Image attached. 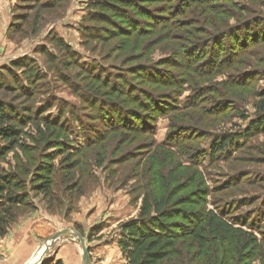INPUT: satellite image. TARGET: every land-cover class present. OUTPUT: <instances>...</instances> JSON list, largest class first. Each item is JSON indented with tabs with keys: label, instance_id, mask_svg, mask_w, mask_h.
Returning <instances> with one entry per match:
<instances>
[{
	"label": "rangeland",
	"instance_id": "1",
	"mask_svg": "<svg viewBox=\"0 0 264 264\" xmlns=\"http://www.w3.org/2000/svg\"><path fill=\"white\" fill-rule=\"evenodd\" d=\"M46 1L52 0H0V100L31 117V121L18 124L20 144L0 162V175L15 174L24 189L19 194L26 199L24 205L15 208L16 219L10 224L8 234L0 237V264H31L45 240L68 228L82 233L87 241L89 235L92 237L88 244L97 261L98 244L109 243L110 240L115 243L120 226L139 216L144 197L154 190V165L159 166L161 161L168 165L164 172H168L169 177L177 176L176 179L180 180L185 173L188 174L184 177L187 179L199 174V179L203 178L210 189L207 197L209 208L216 205L232 208L238 216L250 215L258 219V214L264 212V134L245 135L250 120L257 115L255 104L264 99V0H233L237 7L233 6L236 19L230 21V26L234 31L243 28L246 30L243 33H250L252 38L250 43L247 41L242 45L239 36L238 42L228 51L234 60L239 50L248 49L246 53L240 52L238 64L232 68L214 72L207 79H199L205 86L212 87L208 90L210 98H218L214 87L222 93L227 92L225 84L229 82L237 86L247 82L248 86L228 91L230 108L205 103L202 112L195 113L194 122L186 124L197 128L192 134L198 140L186 144L181 142L179 149L168 145V136L172 119L182 115L184 109L149 115L137 105L126 112L116 111L114 104L103 105L95 98L91 100L87 91L91 89L89 85L93 80L83 79L93 72L92 69L87 71L86 65L102 67L108 73L104 74L107 80L112 75L120 77L123 72L129 77L133 71L149 69L162 76L170 74V67L161 63L170 58L171 46L169 50L165 49L166 45H163L164 50L156 46L151 57L146 53L140 54L124 63L126 53L122 49L125 39L121 36L114 39L109 25L99 24L97 35L91 37L90 33L88 39L82 34L86 26L84 20L91 13L89 5L94 0H61L60 3L55 0L57 6L44 10L40 7ZM230 6L226 4V9L229 10ZM172 8H177V5ZM14 12L25 14L27 18L22 21L18 32L9 31ZM37 14L41 16L36 28L38 32L32 37L30 32L36 25ZM253 21L259 22L257 28L252 26ZM55 35L71 47L74 55L77 54L76 59L74 56L73 59L68 58L67 52L64 53L62 47L52 41ZM40 47H45L54 56L43 55ZM79 59L85 68L74 66V61ZM65 61H70V67L63 66ZM13 62L36 63L42 80L29 84L22 73L23 67L17 69ZM63 67L64 73L61 71ZM133 80V84L142 85ZM106 92L109 90L103 88V93ZM162 92L173 95L172 90ZM190 96L191 90L188 89L178 97V105L185 108ZM108 99L114 101V96L105 98L106 101ZM222 108L229 111L217 113ZM132 112H141L137 119L142 117L144 121L155 116L154 122H150V131L155 129V133L142 134L129 128L118 130L121 125L130 126ZM42 117L56 120V124L64 126L65 130L58 139L59 148L49 150L50 145L33 140L38 138L37 125L44 124L40 121ZM220 135L234 136V143L224 154L218 152V157H215L213 144ZM21 144L26 146L25 152ZM172 157L173 161L167 160ZM42 168L52 171L53 187L49 194L33 187ZM176 170L179 175H176ZM161 185L163 187V183ZM35 223L42 226L39 227L38 239L35 234L31 236L34 233L31 226ZM259 223L258 228H263L264 233V217ZM257 235L264 242V236ZM28 241L36 246L26 255L23 251L28 250ZM64 244L77 246L79 260H82L80 245L66 236L53 245L44 262L55 264L58 249ZM44 251L45 248L40 260ZM91 261L93 264L92 256Z\"/></svg>",
	"mask_w": 264,
	"mask_h": 264
},
{
	"label": "trees",
	"instance_id": "2",
	"mask_svg": "<svg viewBox=\"0 0 264 264\" xmlns=\"http://www.w3.org/2000/svg\"><path fill=\"white\" fill-rule=\"evenodd\" d=\"M59 1L61 0H56L57 3H60ZM56 2H43L40 8L48 10L57 6ZM225 3L231 5L229 10L226 9ZM176 5L177 8L173 9L172 6ZM233 6V0H94L89 5L90 16L84 20L86 26L82 34L86 39L90 33L91 37L97 35L96 27L99 24H107L114 33V39L119 36L125 39L122 49L126 53L124 63L130 62L140 54L146 53V56L151 57L156 46H161L163 50V45H166L167 50L171 46L168 53L171 56L161 63L170 67V74L163 76L158 71L149 69L143 72L133 71L129 77L123 72L120 77L112 75L107 80L104 74L108 73L104 72L102 67L86 65L87 71H93L90 76L83 78L86 81L93 80L89 85L91 89L87 91L89 98H95L97 103L103 105L114 104L116 111L126 112L129 108L139 105V108L146 110L149 115L168 114L184 109L182 115L174 113L177 116L171 121L168 145L178 148L181 142L194 143L198 138H194L192 133L196 132L197 128L186 124L194 122L195 113L202 112L205 103H216L219 107L227 105L230 108L232 104L228 91L247 85V82L238 86L231 82L224 83L227 92L222 93L218 87H214L218 98H210L208 90L212 87L199 81L207 79L214 72L232 68L238 64L237 57L241 55L240 52L246 53L248 49L245 47L236 51L234 60L228 51L230 46L238 42L239 36L242 45L252 38L250 33H243L246 31L243 28L234 31L230 26V21L236 19ZM14 14L9 31L18 32L21 30L22 21L27 18L25 14ZM40 17L37 14L35 18L36 25L30 32L32 37L38 32L36 28ZM259 22L253 21L252 26L256 27ZM52 41L62 47L64 53L67 52L68 58L73 59L74 56L76 59L77 54L74 55L71 47L60 37L55 35ZM39 51L48 57L54 56L45 47H40ZM80 61L81 59L75 60L74 66L85 68ZM69 63L70 61H65L63 66L70 67ZM12 65L17 69L23 67L22 73L29 84L34 80H42L36 63L26 65L13 62ZM64 70L63 67L62 73ZM13 78L16 79L15 76ZM132 78L142 85L133 84ZM128 80H131V83ZM78 85L88 89L83 84ZM103 88H107L109 92L103 93ZM188 89L191 90L189 103L185 108H181L178 105V97ZM165 90H172L173 95L163 93ZM107 96H114V101H106ZM171 98L172 100H168ZM255 107L257 115L250 120L245 137L264 134V99L257 102ZM227 111V108H222V111L217 113ZM139 113L132 112L133 120L127 116L131 121L130 126L124 124L118 130L129 128L130 131L153 135L155 129L150 131V122H154L155 116L144 121L142 117L137 119ZM243 118L248 119L246 116ZM26 120L31 121V117L0 100V162L19 146L21 132L18 124ZM40 121H44V124L37 125L38 138L33 140L50 145L49 150L53 147L59 148L58 139L62 130H65L64 126L56 124V120L50 118L42 117ZM233 143L234 136H217L213 144V153L217 155L213 156L218 157V152L224 154ZM20 147L25 152L26 146L21 144ZM172 159L174 158L167 160L173 161ZM167 166L162 161L159 166L154 165L153 192L144 197L139 216L120 226L117 242L125 264H264V242L257 235L258 233L264 236L263 228H258L264 212L261 211L256 219L250 215L238 216L232 208H221L218 205L209 208L207 197L210 189L204 179H199L197 173L196 176H188V179L184 178L187 173L181 176L180 180L176 179L177 176L169 177L168 172H164ZM176 175H179L177 170ZM33 187L41 193L49 194L53 187L51 169L42 168ZM22 190L24 191L22 184L15 174L0 175V237L8 234L10 224L15 221V208L26 203L25 197L19 194ZM250 219L252 220L248 224ZM91 241L92 237L89 235L88 242ZM55 264L64 263L57 260Z\"/></svg>",
	"mask_w": 264,
	"mask_h": 264
},
{
	"label": "crops",
	"instance_id": "3",
	"mask_svg": "<svg viewBox=\"0 0 264 264\" xmlns=\"http://www.w3.org/2000/svg\"><path fill=\"white\" fill-rule=\"evenodd\" d=\"M34 226H31L30 229L33 230L34 227V233L32 232L31 236H36V238L39 236V227L41 228L38 223L33 224ZM41 230V229H40ZM42 231V230H41ZM25 232V231H24ZM26 237V236H25ZM38 239V238H37ZM57 243V242H56ZM101 244H98V250L97 255H99L98 260L94 259V253L91 252L93 264H125V260L122 256V253L118 247V242L114 240H110V242H100ZM37 244V243H36ZM36 245L31 241H28V250H24L23 254H30L32 248H34ZM79 248L75 245L71 244H64L62 247L58 249V261H62L64 264H82V260H79ZM27 264V263H26Z\"/></svg>",
	"mask_w": 264,
	"mask_h": 264
},
{
	"label": "water",
	"instance_id": "4",
	"mask_svg": "<svg viewBox=\"0 0 264 264\" xmlns=\"http://www.w3.org/2000/svg\"><path fill=\"white\" fill-rule=\"evenodd\" d=\"M66 236L72 237L80 245L81 250H82V262H83V264H92L90 246L88 244V241L86 240V238L81 233H79L78 231H76L73 228H68V229H65V230H61V231L55 233L49 239L44 241L43 244L46 245V249H45L42 261L39 264H43L48 252L51 250L53 245L57 241H59L61 238L66 237Z\"/></svg>",
	"mask_w": 264,
	"mask_h": 264
},
{
	"label": "bare ground",
	"instance_id": "5",
	"mask_svg": "<svg viewBox=\"0 0 264 264\" xmlns=\"http://www.w3.org/2000/svg\"><path fill=\"white\" fill-rule=\"evenodd\" d=\"M46 249V245L45 244H43L40 248H39V250L37 251V254L33 257V260H32V262H31V264H36V263H40L41 261H42V258H43V256H44V252H43V255H42V258H41V260H40V254H41V252H42V250L43 249ZM40 260V261H39ZM39 261V262H38Z\"/></svg>",
	"mask_w": 264,
	"mask_h": 264
}]
</instances>
